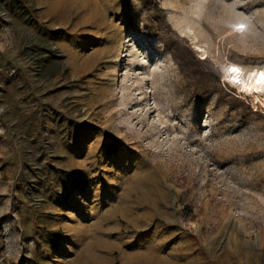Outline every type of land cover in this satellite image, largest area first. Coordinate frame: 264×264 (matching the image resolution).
Here are the masks:
<instances>
[{
  "label": "rangeland",
  "instance_id": "rangeland-1",
  "mask_svg": "<svg viewBox=\"0 0 264 264\" xmlns=\"http://www.w3.org/2000/svg\"><path fill=\"white\" fill-rule=\"evenodd\" d=\"M233 65L264 71V0H0V264H264Z\"/></svg>",
  "mask_w": 264,
  "mask_h": 264
},
{
  "label": "snow or ice",
  "instance_id": "snow-or-ice-1",
  "mask_svg": "<svg viewBox=\"0 0 264 264\" xmlns=\"http://www.w3.org/2000/svg\"><path fill=\"white\" fill-rule=\"evenodd\" d=\"M236 30L243 31L245 25L243 23L235 25ZM226 79L233 85H239L241 91L251 93L252 91L264 92V71L259 73L252 72L248 75V80L243 79V71L238 66H229L226 69Z\"/></svg>",
  "mask_w": 264,
  "mask_h": 264
},
{
  "label": "bare ground",
  "instance_id": "bare-ground-1",
  "mask_svg": "<svg viewBox=\"0 0 264 264\" xmlns=\"http://www.w3.org/2000/svg\"><path fill=\"white\" fill-rule=\"evenodd\" d=\"M203 52V54L205 53V51H201ZM243 93V92H242ZM244 94V93H243ZM249 96L253 97L256 100H263V96H262V92H256V91H252Z\"/></svg>",
  "mask_w": 264,
  "mask_h": 264
},
{
  "label": "trees",
  "instance_id": "trees-1",
  "mask_svg": "<svg viewBox=\"0 0 264 264\" xmlns=\"http://www.w3.org/2000/svg\"><path fill=\"white\" fill-rule=\"evenodd\" d=\"M109 149L113 152V151L117 150V145L112 144L109 146Z\"/></svg>",
  "mask_w": 264,
  "mask_h": 264
}]
</instances>
